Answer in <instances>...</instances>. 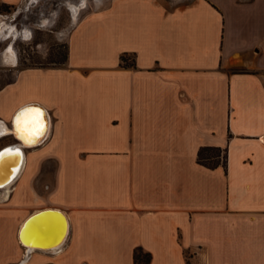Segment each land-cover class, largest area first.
<instances>
[{
	"label": "crops",
	"instance_id": "0c3cea01",
	"mask_svg": "<svg viewBox=\"0 0 264 264\" xmlns=\"http://www.w3.org/2000/svg\"><path fill=\"white\" fill-rule=\"evenodd\" d=\"M27 104L49 126L0 189V264H134L138 247L149 264H264V0H110L75 24L63 65L0 86V148ZM204 146L226 166L198 163ZM41 209L68 234L28 251L18 232Z\"/></svg>",
	"mask_w": 264,
	"mask_h": 264
},
{
	"label": "rangeland",
	"instance_id": "374dc122",
	"mask_svg": "<svg viewBox=\"0 0 264 264\" xmlns=\"http://www.w3.org/2000/svg\"><path fill=\"white\" fill-rule=\"evenodd\" d=\"M183 4L192 0H167ZM110 0H24L0 8V86L9 82L17 68L62 65L68 39L86 13L106 6ZM14 54L6 62V52ZM13 64H16L13 66ZM224 153L220 154L221 160Z\"/></svg>",
	"mask_w": 264,
	"mask_h": 264
},
{
	"label": "bare ground",
	"instance_id": "6f19581e",
	"mask_svg": "<svg viewBox=\"0 0 264 264\" xmlns=\"http://www.w3.org/2000/svg\"><path fill=\"white\" fill-rule=\"evenodd\" d=\"M11 54H13L12 51ZM28 109L38 110L39 117L37 118L34 113L27 112ZM22 113L27 114L21 116V131L18 132L14 121L17 115ZM12 123L15 136L21 141L22 147L26 148L39 145L48 127L45 113L39 107L22 109L15 114ZM16 147L19 148L20 146L16 145ZM7 149L12 150V154L0 160V189H5L4 196L6 198L11 192L9 186L15 182L22 170L25 151L15 149V147ZM17 150L19 155L15 154ZM67 234L68 220L63 211L59 209H41L32 213L22 223L18 232V240L28 251H51L59 248L64 243Z\"/></svg>",
	"mask_w": 264,
	"mask_h": 264
},
{
	"label": "trees",
	"instance_id": "16d2710c",
	"mask_svg": "<svg viewBox=\"0 0 264 264\" xmlns=\"http://www.w3.org/2000/svg\"><path fill=\"white\" fill-rule=\"evenodd\" d=\"M3 6L4 5H1L0 8ZM66 58H67V54L65 57V61H66ZM120 59L125 64L132 63V59H130V57L127 56L126 54H123L120 57ZM222 152L224 153V155L221 160L220 154ZM197 161L198 163L205 165L206 167H209V168H214L218 165H222L223 167H225L226 166V149H222L220 147H213V146L201 147L197 153ZM133 259H134V264H149L150 257L148 253L144 252L141 248L138 247L134 250Z\"/></svg>",
	"mask_w": 264,
	"mask_h": 264
},
{
	"label": "water",
	"instance_id": "95a60500",
	"mask_svg": "<svg viewBox=\"0 0 264 264\" xmlns=\"http://www.w3.org/2000/svg\"><path fill=\"white\" fill-rule=\"evenodd\" d=\"M27 107H39V108L43 109L41 106L36 105V104H27V105H24V106H22L21 108H19V109L17 110V112H19V111H21L22 109L27 108ZM43 111H44V113H45L46 122H47V124H48V126H49V121H48L47 113L45 112L44 109H43ZM17 112H16V113H17ZM12 125H13V123H12V121H11V127H12ZM11 127H10V128H11ZM47 131H48V127H47V130H46L45 134L42 136L41 142L44 140V138H45V136H46V134H47ZM8 133H9V132H7V134H8ZM9 134H12V135L15 137L16 141L13 142V143H11V144H7V145L2 146V147L0 148V151H3V150H5V149H7V148H10V147H15V149H21L22 151L26 149V147H22V145H21V144H22L21 141L18 140V138L15 136L14 133H9ZM16 145H18V146H20V147L17 148ZM0 186H1V185H0ZM37 215H38V214H37ZM30 219H31V218H30Z\"/></svg>",
	"mask_w": 264,
	"mask_h": 264
},
{
	"label": "snow or ice",
	"instance_id": "6c2138e0",
	"mask_svg": "<svg viewBox=\"0 0 264 264\" xmlns=\"http://www.w3.org/2000/svg\"><path fill=\"white\" fill-rule=\"evenodd\" d=\"M27 112H30V113H34L35 116L38 118L40 113L38 110H35V109H28ZM27 113H22V114H18L14 123L17 125V130L18 132L21 131V116L22 115H26ZM3 133H0V135H2ZM12 154V150L10 149H5L3 151H0V160H3L5 157L9 156ZM16 155H19V152L18 150L15 152Z\"/></svg>",
	"mask_w": 264,
	"mask_h": 264
}]
</instances>
